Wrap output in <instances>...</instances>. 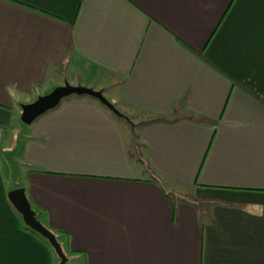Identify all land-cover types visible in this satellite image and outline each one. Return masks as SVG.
<instances>
[{
	"label": "crops",
	"instance_id": "obj_1",
	"mask_svg": "<svg viewBox=\"0 0 264 264\" xmlns=\"http://www.w3.org/2000/svg\"><path fill=\"white\" fill-rule=\"evenodd\" d=\"M65 82L124 117L20 122ZM16 188L67 264H264V0H0V264H53Z\"/></svg>",
	"mask_w": 264,
	"mask_h": 264
},
{
	"label": "water",
	"instance_id": "obj_2",
	"mask_svg": "<svg viewBox=\"0 0 264 264\" xmlns=\"http://www.w3.org/2000/svg\"><path fill=\"white\" fill-rule=\"evenodd\" d=\"M89 96L98 100L104 107L118 117H124L111 103H109L101 90H93L83 86H71L65 82L62 86L54 88L50 93L38 97L33 103L21 105L20 122L31 125L37 118L56 108L60 102L70 96ZM7 200L20 216L23 224L37 233L49 244L59 260L58 264H67L68 259L54 233L47 229L36 219V213L26 196L24 188H16L7 193Z\"/></svg>",
	"mask_w": 264,
	"mask_h": 264
},
{
	"label": "trees",
	"instance_id": "obj_3",
	"mask_svg": "<svg viewBox=\"0 0 264 264\" xmlns=\"http://www.w3.org/2000/svg\"><path fill=\"white\" fill-rule=\"evenodd\" d=\"M36 219H37V215H36ZM38 220V219H37ZM21 223V228H23L24 231L30 233L31 235H33L34 237H36L38 240H40L43 244L46 245V247L48 248L49 252L51 255L55 254L54 251L52 250V248L49 246V244L45 241V239H43L41 236H39L37 233H35L34 231L30 230L29 228H27L22 220L20 221ZM50 230V229H49ZM52 233L55 234V232L53 230H50ZM56 235V234H55Z\"/></svg>",
	"mask_w": 264,
	"mask_h": 264
},
{
	"label": "rangeland",
	"instance_id": "obj_4",
	"mask_svg": "<svg viewBox=\"0 0 264 264\" xmlns=\"http://www.w3.org/2000/svg\"><path fill=\"white\" fill-rule=\"evenodd\" d=\"M5 166L7 167V169H9V170L11 171V170L15 167V164H14V163H7ZM6 167H5V168H6ZM56 261H57V263H59L58 258H57L56 255L54 254V255H53V264H55Z\"/></svg>",
	"mask_w": 264,
	"mask_h": 264
}]
</instances>
